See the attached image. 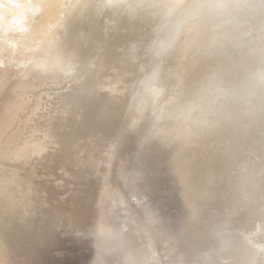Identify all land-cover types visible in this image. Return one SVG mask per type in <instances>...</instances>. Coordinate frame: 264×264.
I'll return each instance as SVG.
<instances>
[{"label": "bare ground", "instance_id": "6f19581e", "mask_svg": "<svg viewBox=\"0 0 264 264\" xmlns=\"http://www.w3.org/2000/svg\"><path fill=\"white\" fill-rule=\"evenodd\" d=\"M120 1L0 0V78L2 79L0 106L3 110L7 109L5 119L13 111L23 109L24 112V109H27L24 118L22 117L24 121H20V124L16 123L18 126L14 127V130L11 128L10 137H7L10 138V142L2 144L0 142V261L2 264L15 263L13 256L17 252L26 253L24 237L34 228L39 249L42 246V236L48 229L47 220L51 219V201H54L51 195L52 185L57 190L54 180L60 177L57 158L63 150L67 129L61 133L60 153L52 145L51 133L57 129L59 123L70 124L74 111L82 103L85 83L90 80L93 67L98 62L105 34L108 35L111 30L115 32L120 30L116 23V15L121 12ZM144 4L148 6L150 2L146 1ZM262 10L264 9L259 7L258 2L248 4L247 0H190L186 6L174 7L169 15L159 17L163 31L165 29L162 47L150 48L148 52L142 49L144 54L142 52L141 55L145 62L139 65V73L142 81L151 85L149 89L152 88L153 82L165 84L176 79V86L178 84L180 87L184 86L188 81L186 87L188 86L189 89L204 91L207 96L201 100L197 99L194 104L204 110L199 119L201 127L208 128L211 132V135L205 138L206 149L203 150L199 136L187 129L183 112L178 113L176 101L175 105L173 103L168 107L165 114L160 113L156 120H152L151 131L139 129L141 134H147L146 138L141 139L142 145L147 144L151 138L153 142L150 141L147 148L149 156L146 160L139 161V168L150 170L148 178L156 177V184L149 192L148 203L143 207L140 206L144 211L143 217L148 227L157 229L159 218L173 220L177 208H185L186 213L183 214V218L191 220L188 207L192 200L190 193L188 195L183 188L184 181L191 173L186 168V164L192 161L196 163V160L201 158L208 165L207 175L210 173L214 178L218 177L215 178L214 186L219 187L216 198L221 210L227 207L228 203L236 201L239 195L238 201L242 199L250 215H255L258 220L264 217V91L258 89L255 84L244 85L243 75L248 70L239 63L241 67L237 70L236 78L242 85L238 84L241 91L236 95L239 97L235 104L232 105L234 102L232 94L229 96L230 100L224 98L225 96L220 97L221 95L218 98L210 97L213 93L217 95L218 90L220 93L223 87L227 92L230 91L231 79L228 80L229 77H226L232 66L228 61L229 56H234V53L242 54L247 50L248 55L251 52L253 55L258 53L255 43L260 40L257 31L260 32L259 24L264 28V16L254 17L251 13ZM240 16L251 21L250 24L255 29L247 31L245 26L237 28L235 24L238 23L236 21ZM249 17H252V20H249ZM245 32L248 35L246 33L247 37L244 38H251L252 45L244 41ZM129 33L126 36H129ZM261 34L264 37V31ZM126 41L122 45L130 50L129 48L132 47ZM235 41L238 42L237 50H230ZM194 50L199 51V61L195 67L189 68L190 80L182 82V78L181 80L177 78L181 75V70L187 68L188 63L181 61L180 57ZM105 51L107 52L106 48ZM116 56L117 54L110 56V62L106 67L109 70L111 83L118 77L117 72L122 69L120 63L116 61ZM124 59L129 64L130 57L124 55ZM191 60L193 61L194 57ZM253 61L252 64L250 59L247 62L253 65ZM260 65L263 64L259 63V68ZM257 72L253 67L250 74L255 78ZM143 74L149 75L145 78ZM147 86L143 90L148 89ZM233 86L232 89L237 87V85L234 88ZM224 91L222 92L226 93ZM166 94L168 95L167 90L162 98H165ZM228 103H231L232 109L225 115L222 111ZM192 107L191 105L189 108ZM202 115L204 118L201 117ZM240 115L245 117L243 124ZM218 116L223 119L220 120ZM194 123L196 126V122ZM222 125L229 127L227 134L222 133ZM72 126L69 127L72 129ZM159 144H168L165 153L156 152ZM43 145L47 151L42 149ZM255 147L260 150L254 149ZM202 151L206 153L203 154ZM173 152L180 154L178 161L175 162L181 166L180 168L175 166L171 159ZM221 167L224 169L220 171ZM165 171L169 174L167 175ZM171 172L174 177L170 175ZM178 175L184 179L178 180ZM141 176L140 169H135L133 179L140 180ZM209 178L211 180L213 176ZM63 187L67 190V181ZM157 190H160V201ZM255 204L260 208L258 212L253 209ZM180 216L182 217V214ZM147 219H155L158 222ZM135 226L137 228L135 227L134 233L137 234L138 239L142 226L138 223ZM191 235L196 237L188 241L194 244L195 240L199 239V235L193 232L188 237ZM205 241H197L195 248L197 252L188 255L191 264L206 263L202 259L203 249H206L202 243ZM138 244H140L139 240ZM208 247L211 258L209 264H216L213 255L221 253L214 251L219 249L218 244L210 240ZM219 260L218 264H224V255L219 257ZM185 262L186 260L181 264ZM141 263L145 264V261L141 259Z\"/></svg>", "mask_w": 264, "mask_h": 264}, {"label": "rangeland", "instance_id": "374dc122", "mask_svg": "<svg viewBox=\"0 0 264 264\" xmlns=\"http://www.w3.org/2000/svg\"><path fill=\"white\" fill-rule=\"evenodd\" d=\"M128 1H120L119 11L121 12L116 15V23L120 30H117L118 32L111 30L108 35L105 34V41L100 51L102 56L99 54L90 80L85 83V91L81 97L82 103L74 111L73 120L70 124L59 123L57 129L51 133L52 145L59 151L62 145L61 133L67 129L63 141L66 143L67 149L64 143L63 150L65 152L62 150L59 158H57L60 177L59 179L56 178L57 181L54 180L57 190L52 185L53 190L51 191L55 194L51 192L54 199L51 201V219L47 220L48 229L47 233L42 236L41 250L34 228L24 237L26 253L24 251L15 253L14 258L12 257L15 263L10 264H142L141 259L145 261V264H181L184 260H186L185 264H191L188 255H194L197 252L195 251L197 241L205 240V244L202 243L206 248L203 249L202 255V259L206 262L204 264H209L211 261L208 254L210 240H214L218 244L219 249H214V251L221 252V256L213 253L214 259L217 261L216 264L220 262L218 259L222 255H224V264H264V217L258 220L255 215H250L247 205L242 199L239 200L240 202L238 201L239 195L236 201L233 200L221 210L217 205L216 198L219 187L214 186L215 178L218 177L214 178V175L210 173L207 175L208 165L203 158L197 159L196 163L192 161L186 164V168L191 173L184 181L183 188L188 195L190 193L192 200L188 207L191 215L189 219L191 220L188 221L187 218L186 220L185 217L183 218V214L186 213L185 208H177L173 220L159 218L158 222L155 219H147L158 222L159 225L156 224L157 229L148 227V224L145 223L144 211L141 210L140 206L143 207L148 203L149 192L156 184V177L150 176L148 178L150 170L139 168V161L146 160L149 156L147 148L152 140L151 138L147 144L142 145L141 139L146 138L147 134H141L139 129L151 131L152 120H156L160 113L165 114L168 107L176 101L178 113L183 112L187 129L199 136L203 150L206 149L205 138L211 132L208 128L201 127L199 119L203 109L194 104L197 99L201 100L207 95L204 94L203 90L199 91L186 87V84H189L187 79L190 80L191 76L189 68L195 67L199 61L198 50L188 54L184 53L180 57L181 61L184 60L188 63L187 68L181 70V75L179 74L180 76L177 78H182V80L180 79L182 82L187 81L184 86L180 87L179 84L176 86L177 81L175 79V82L165 84L153 82L152 88L149 89L151 85L142 81L139 73V65L145 62L141 53L144 54V51L148 52L150 48L154 49L163 45L161 43L165 39V29L163 31L159 17L169 15L174 7L186 6L190 0H130L131 3ZM146 1L150 2V5L145 6ZM247 2L248 4L258 2L259 7L264 9V0H247ZM128 3L131 5L129 6ZM123 4H127L125 6L129 7L125 8ZM251 15L262 18L264 10L252 12ZM248 19L252 20V17ZM245 21L247 20L243 16L238 17L236 27L245 26L247 31L255 29L251 25V21H247V23ZM259 25H261L259 26L260 32L257 31V33L260 40L255 43L258 53L253 55L249 51L253 55L249 54L251 55L249 56L248 50L241 52L242 54L232 52L234 56L228 57L230 66L232 65L231 73L227 72L226 75L229 77L228 80L231 79L229 80L230 91L227 92L224 87H221L223 90H220V93L225 90L224 92L229 94H227L228 96L226 93L220 94L218 90L217 95L216 93L210 95L211 98H218L221 95L220 97L225 96L224 98L229 99L230 94H232L231 97L234 100L232 105L235 104L239 97L236 95H239L242 85L236 78L237 70L241 65H244L248 70L243 75L242 82L244 85L252 86L255 84L258 89L264 91V37L261 34L264 28L262 24ZM127 29L130 32L129 36H126L128 34ZM246 33H244L243 39L252 45L251 38V40L245 39L248 35ZM125 40L132 47L129 48L130 50L122 45ZM236 43L238 42L233 43L230 50H237L238 45ZM234 44H236V48ZM105 48L106 53L104 52ZM112 54H117L116 61L122 67L120 72H117L118 77L114 79L113 83H111V77L108 76L109 70L106 68ZM124 55L130 57L129 64L124 59ZM241 56H244L243 59L240 58ZM245 56H249L247 60ZM193 57L194 60L192 61ZM248 58L251 64L254 59V66L247 62L249 61ZM259 63L263 64L260 65L261 69L258 66ZM253 67L258 71L255 78L260 76L261 79L258 78L260 80L255 79L250 74ZM148 75L143 74V77L146 78ZM262 79L263 81H261ZM1 80L0 78V82ZM231 84H236L237 87L234 88L236 85H232L234 88L232 89ZM146 85H148V89L143 90ZM159 85H161L160 88ZM235 89L236 91H233ZM166 90L168 95L166 94L165 98H162ZM191 105L193 107L189 108ZM230 105L231 103L226 104L222 113L226 115L230 112L232 109V105ZM6 110L0 106L1 144L10 142V138L7 137H10L11 128L14 130V127L18 126L16 123L23 122L24 114L27 112L26 108L24 109L25 113L23 109L22 112L20 110L13 111L5 119ZM219 110H222L221 107ZM17 116H20L21 120ZM243 116H239L241 124L245 123ZM201 117L204 118L203 115ZM218 118L223 119L220 116ZM194 122H196V126ZM69 126H72V129ZM222 126V133L227 134L229 127ZM151 143L153 142L151 141ZM167 145L159 144L156 152L165 153ZM41 147L47 151L45 145ZM254 149L260 150L256 147ZM176 152H173L171 159L174 165L180 168L181 166L175 163L180 157V154L178 155ZM202 153L205 154L206 151H202ZM44 155L46 156V154ZM135 169H140L143 176L140 180L133 179ZM221 169L224 168L221 167L220 171ZM165 173L169 174L166 171ZM172 174L171 172L170 175L174 177L175 175ZM212 176L213 178L210 180L209 177ZM183 179L181 175H178V180ZM66 181L67 190L63 187ZM157 195L160 201V190H157ZM255 206L253 209L258 212L260 208L256 204ZM233 212L236 216L232 214ZM136 223L142 226V232H140L138 239L137 234L134 233L137 228ZM193 232L199 235V239L191 244L188 239L194 240L196 236H188ZM138 240L140 244H138ZM0 264H2L1 261Z\"/></svg>", "mask_w": 264, "mask_h": 264}]
</instances>
